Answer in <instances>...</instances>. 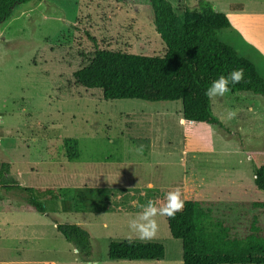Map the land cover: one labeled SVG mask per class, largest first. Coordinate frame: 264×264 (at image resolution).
Returning a JSON list of instances; mask_svg holds the SVG:
<instances>
[{"label":"rangeland","instance_id":"1","mask_svg":"<svg viewBox=\"0 0 264 264\" xmlns=\"http://www.w3.org/2000/svg\"><path fill=\"white\" fill-rule=\"evenodd\" d=\"M166 1L177 15L194 9L191 0ZM217 35L264 78L263 56L231 30ZM95 49L163 56L152 8L41 0L16 6L0 25V164L22 187L66 189L59 201H45V215L20 211L17 199L3 201L12 209L0 212L1 264H182L165 216L155 217L150 240L129 229L142 205L163 207L169 192H179L183 201L215 202V216L242 230L243 209L234 203L264 201L253 183L264 165V95L210 99L223 128L185 122L180 101L104 100L99 90L74 85L73 73ZM70 154L78 159L69 161ZM64 224L87 231L88 258L57 232ZM124 241L160 243L164 258L109 260V244Z\"/></svg>","mask_w":264,"mask_h":264},{"label":"trees","instance_id":"2","mask_svg":"<svg viewBox=\"0 0 264 264\" xmlns=\"http://www.w3.org/2000/svg\"><path fill=\"white\" fill-rule=\"evenodd\" d=\"M41 0H0V25L10 20L21 4ZM125 5H148L153 25L165 46L163 56L147 57L126 52L95 49L92 58L73 73L74 85L99 90L104 100H140L148 103H181L182 119L223 128L211 110L205 89L211 81L237 68L244 70L229 93L264 95V78L254 64L219 41L217 31L229 29L226 15L214 11L207 1L198 0L192 11L175 14L166 0H120ZM93 40V39H92ZM69 161L78 159L70 154ZM254 189L264 194V165L254 170ZM66 189L22 187L0 164V212L8 197L23 203L21 210L47 213L45 201H59ZM234 206L245 222L237 230L215 216L216 203L185 199L175 216H165L169 234L181 243L182 264H264V201L237 202ZM64 240L82 257L90 255L89 234L74 224L56 225ZM107 258L115 261H159L164 248L155 242H112Z\"/></svg>","mask_w":264,"mask_h":264},{"label":"crops","instance_id":"3","mask_svg":"<svg viewBox=\"0 0 264 264\" xmlns=\"http://www.w3.org/2000/svg\"><path fill=\"white\" fill-rule=\"evenodd\" d=\"M182 1L184 3V0ZM197 1L191 0L189 6L195 9ZM207 2L211 4L214 11L226 15L231 26L228 30H231L240 41L245 43L244 48L248 45L250 50L264 57V0H207ZM230 47L238 53L234 46ZM5 226L8 227V225ZM2 240L0 237V241ZM1 263H3V258L0 255ZM16 264L26 263L19 261Z\"/></svg>","mask_w":264,"mask_h":264},{"label":"clouds","instance_id":"4","mask_svg":"<svg viewBox=\"0 0 264 264\" xmlns=\"http://www.w3.org/2000/svg\"><path fill=\"white\" fill-rule=\"evenodd\" d=\"M244 76L242 68L233 69L227 75H221L211 81L210 85L205 89V96L209 99L223 96L229 91L230 84L239 83ZM232 113H227V118H231ZM166 203L163 207H157L153 201L149 200L145 205L141 206L136 216L128 221L130 230L136 233L140 240H150L157 232V222L155 217L158 215L173 217L177 212L182 210L184 201L180 198L179 192H169L166 197ZM135 203V201H133Z\"/></svg>","mask_w":264,"mask_h":264}]
</instances>
